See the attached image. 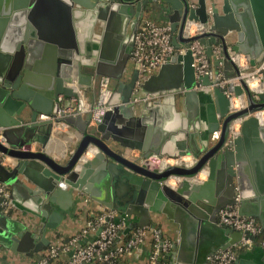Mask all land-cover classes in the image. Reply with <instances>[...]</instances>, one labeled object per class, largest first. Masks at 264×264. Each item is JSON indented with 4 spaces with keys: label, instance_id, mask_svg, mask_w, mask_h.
Listing matches in <instances>:
<instances>
[{
    "label": "water",
    "instance_id": "water-1",
    "mask_svg": "<svg viewBox=\"0 0 264 264\" xmlns=\"http://www.w3.org/2000/svg\"><path fill=\"white\" fill-rule=\"evenodd\" d=\"M25 3L19 5L20 0H15V7L29 5L28 17L33 23H28L30 31H26V34L18 32L13 41L9 42L8 35L6 37L0 33V133L6 142L0 141V148L13 159L8 166L0 162V181L10 186L15 205H18L17 200L23 202L31 210L48 216L50 222L41 228L40 234H36L0 209V242L13 251H23L29 255L46 249L51 240L45 230L56 225L51 223L54 216L50 214L51 202L63 190H67V195L70 196L75 189L89 193L90 183L86 182L90 172L88 168L100 163L97 176L102 181L107 178L112 181L125 180L134 188L127 198L121 199L114 193L111 199H107L103 192L100 197L110 207L139 216L129 228L150 224L153 213H165L168 218L178 220L179 211L188 209L204 227L211 230L209 242L198 239L197 248L194 246L193 249V258H185L183 262L172 261L170 264H210V255L218 249L238 244L236 249L242 248L244 244L264 249L261 245L264 237L263 221V233L252 244L242 243L243 238L249 236L244 231L218 221L219 209L236 202L242 204L240 213L255 214L245 210L247 202L245 203L244 195L247 193L248 183L240 175V167L235 168V164H239L235 156L238 155V144L246 135L248 125L262 120L256 112L264 109V90L258 91V98H255L245 81L242 84L230 81L225 86L216 84L211 89L209 85L213 81L208 79L212 69L201 77L204 86L197 88L198 79L190 50L172 54L158 72L144 77L137 87V68L134 67L129 81L122 78L130 61L138 22L146 13L157 10L158 6L169 12L172 40L176 47L188 44L193 38H200L206 45V52L216 64L223 60L232 63L227 38L233 30L239 31L240 38L241 29L253 12L263 35L260 50L262 55L257 60L263 59L264 0H222L221 3L218 0H30ZM46 9L52 14L57 12L56 17L60 19L62 26L58 35L43 33L40 19ZM7 11L3 14H7ZM13 15V19L21 18L19 12ZM76 16L82 17L87 26L101 30V33H97L101 39L96 62L85 61L83 57L74 61L75 57L85 52L80 44ZM6 18L0 16V23H4ZM187 19L209 24V31L186 37L184 28ZM38 37L55 43L48 48L53 60L52 64L49 63L45 80L32 83L29 71L32 66L29 61L34 56V43ZM237 42L233 44L235 51L240 48L239 39ZM215 43L222 47L223 55L219 58H215L213 54ZM75 66L77 77L73 71ZM85 68L88 71L85 72ZM101 76L118 80L113 88L111 107L103 121L94 124L92 132L83 135L70 159L62 163L47 151L52 122L38 120V109L56 111L59 94L73 97L75 91L68 85V81L76 79L80 86L91 87L96 78ZM218 80L219 76L216 74L214 81ZM262 80L264 86V71ZM227 91H234L237 95L246 91L249 105L230 112ZM206 94L212 98L206 99ZM177 104L181 107L184 105L185 109L178 110ZM160 107H164L166 130L156 139L155 145L148 147V133H137L128 125L137 126L141 120L146 119V110L150 112L153 108ZM140 108L143 109L142 115H134V110ZM244 114L249 115L243 121L242 133L231 145H226L230 120ZM66 119L83 132L90 121L84 119L82 114L70 115ZM219 129L221 134L213 139V133ZM260 129L263 130L264 126ZM112 141L123 146L140 147L146 152L144 157L150 152L174 157L193 153L199 160L191 167L174 165L160 171L129 158L115 149ZM90 144L98 151L89 162L82 163L81 156ZM206 163L210 169L206 182L189 178ZM220 170L223 178L221 192L213 194L210 185ZM172 174L182 175L176 186L166 182V178ZM16 191L22 196L15 197ZM173 245L177 248L176 243ZM235 264H242V261H236Z\"/></svg>",
    "mask_w": 264,
    "mask_h": 264
},
{
    "label": "crops",
    "instance_id": "crops-1",
    "mask_svg": "<svg viewBox=\"0 0 264 264\" xmlns=\"http://www.w3.org/2000/svg\"><path fill=\"white\" fill-rule=\"evenodd\" d=\"M11 1V3H10ZM30 0H20V4L29 2ZM196 2L197 0H193ZM219 3L222 0H218ZM25 3V4H26ZM9 10V12L7 11ZM18 10V11H17ZM7 14H3L4 12ZM30 11L29 5L21 6L20 8L15 7V0H0V16L7 17L4 23H0V33L3 36L8 35L7 41H13L18 32H23L26 34V31H30L28 23L33 24L28 17ZM15 12H19L21 18L16 19L12 18ZM56 12V11H55ZM57 13V12H56ZM49 12V9H46V12L42 13V19H40V25L42 27L43 33L45 35H52L58 33L62 30L60 19L58 20L56 15ZM52 15V16H51ZM51 18H50V17ZM58 16V15H57ZM143 18H151L157 22H169V12L166 8L158 6L157 10H153L144 15ZM249 18V19H248ZM245 26L241 29V35L239 38V31L233 30L227 38L229 43V52L235 51L233 49V44L236 43L239 39L240 48L237 51L244 53L249 56L250 63L252 67L261 64L264 61V57L261 60H257L261 57L260 50H262V38L263 35L260 32L259 26L257 25L256 19L253 15V12L248 16ZM76 24L79 28V37L80 44L83 49V52L80 56L74 58L76 62L78 59L82 58L85 61L96 62L98 59V53L100 48V36H97V33H101V30L98 28H93L92 26H87L86 22L80 16L75 18ZM170 23V22H169ZM2 24V25H1ZM37 41L34 43V56L29 61L30 65V78L32 83H39L45 80L47 76V70L49 68V63L52 62L53 57H50V50L48 49L50 45L54 46V42L42 40L39 37L35 39ZM238 43V42H237ZM220 45L219 43L214 44V48ZM133 50V49H132ZM214 54V49H213ZM49 57L51 59H49ZM218 58V57H215ZM255 61V62H254ZM52 64V63H51ZM55 64V58H54ZM73 66V65H72ZM71 66V67H72ZM134 63L131 59L123 72L122 78L126 81H129L132 72L134 69ZM136 68V67H135ZM160 69L157 68L152 73L158 72ZM238 67L234 61L229 63L228 61H222L219 64H216L213 59L212 72L210 80L215 82L216 74L222 72L224 75L232 77L237 74ZM74 74L77 77V66L74 68ZM88 71L85 68V72ZM150 75V74H149ZM99 77L96 78L94 84L91 87L82 86L85 88L89 97L95 101L98 97L99 86H98ZM117 79L110 77V83H112V90L117 85ZM211 82V83H213ZM210 83V84H211ZM213 87H211L212 89ZM264 90L263 89L261 91ZM64 94V93H63ZM113 95V93H112ZM208 95V94H206ZM255 98H258V94L253 95ZM112 98V97H111ZM212 97L207 96L206 99L210 100ZM72 97L64 95L62 103H70ZM53 103V102H51ZM177 109H185L184 105L182 107L177 104ZM143 109L134 110V115H142ZM40 113H49L46 110L38 109V120ZM146 119L141 120L137 126L133 124L128 125L133 130H136L137 133L147 134L150 136V140L147 144L148 147H151L156 144V139L166 130L165 125L167 124L164 117V107L153 108L145 111ZM204 113V112H203ZM122 115V113H120ZM84 119H89V125L86 128V131L83 132L77 125L69 122V126L65 130L57 129L52 126V132L47 144V151L50 155L56 158L62 163H66L74 150L77 148L79 142L81 141L83 135L86 132H92L94 123L91 121V114L84 113L82 114ZM204 115V114H203ZM205 116V115H204ZM166 123V124H165ZM264 126V120H261L257 123H252L248 125L246 130V135L242 137L240 143L238 144L239 151L235 156L236 162L239 160V164H235V168L240 167V175L245 179L244 181L248 183L247 193L244 195L246 211H250L255 214H244L249 216H254L257 221L263 225L264 222V129L261 130L260 127ZM242 133V132H241ZM115 149L122 151L126 156L131 158H139L145 155L140 147L133 146H123L116 141L111 142ZM97 148L90 144L89 147L84 151L81 156L82 163H87L95 156ZM149 152V150H147ZM157 152H150L147 155ZM168 155V154H167ZM100 163L89 166L88 178L86 179L87 183H90V192L87 193L83 190L75 189L72 193V196L67 195L68 191L63 190L57 195L56 200L51 202L52 209L50 214H53V219L51 223L56 225L53 227H47L46 234L50 240H60L61 238L67 237L71 234H74L82 225L83 213L80 210L82 206V196L89 197L91 206H108L105 204L100 197L102 192L107 195V199H111L113 194L116 193L119 198H127L134 188L129 186L125 180H110L109 178L102 181L98 176V169ZM209 175V173H208ZM205 179H194L199 182H206L209 179V176ZM20 177H23L21 175ZM95 178V180L91 178ZM222 170L219 171V175L214 179L212 185H210L211 192L217 194L221 192L220 188L222 187ZM10 190V195L12 194L11 188L8 185ZM15 197L22 196L19 191L15 192ZM18 195V196H17ZM71 197L73 199H71ZM18 202V205L12 207L9 210H4L11 217L19 220L22 225H25L28 229H31L34 233L40 234L41 228L47 222H50L48 216L40 214V211L31 210L30 207L24 205L23 202ZM85 205V203H84ZM239 210L241 208V203L238 202ZM110 207V206H109ZM2 210V209H1ZM37 211V212H36ZM178 220L170 219L165 213H153L151 225H158L161 227L162 231L169 235L172 239V244L176 243V246L172 245V249L169 255V264L173 261L183 262L186 259L193 258L194 256V246L197 248L198 239H204L207 242L211 240V230L203 226L200 223V220H197V216L188 209L184 212L179 211ZM61 214V216H59ZM139 218L138 215H131V221L135 222ZM263 221V222H262ZM168 225H171L169 227ZM263 227V226H262ZM257 238V237H256ZM243 243V242H242ZM244 244V243H243ZM233 246V247H238ZM150 250V243L146 241L141 247L137 248L130 256L127 258V262L130 264H146L147 255ZM176 250L178 251L177 256ZM264 249L260 246L253 248L252 246H247L244 244L242 248L237 249V258L236 261H242V264H264ZM39 252L29 255L23 251H13L9 247L3 245L0 242V264H27L31 262L34 258L38 256ZM179 258V259H178ZM196 264V262H195Z\"/></svg>",
    "mask_w": 264,
    "mask_h": 264
},
{
    "label": "built area",
    "instance_id": "built-area-1",
    "mask_svg": "<svg viewBox=\"0 0 264 264\" xmlns=\"http://www.w3.org/2000/svg\"><path fill=\"white\" fill-rule=\"evenodd\" d=\"M194 5V4H193ZM209 31V24L195 19H187L184 28L186 37ZM173 30L169 22H157L151 18H143L139 24L134 38V47L131 52V59L138 70L136 87L142 79L157 68H159L175 52L185 53L191 51L193 66L198 79L197 88L204 86L201 77L212 69L213 58L206 52V45L200 38L191 39L188 44H181L178 48L172 40ZM222 47L214 48L215 57H221ZM231 59L238 67V73L229 77L222 72L218 73L219 80L211 83L225 86L232 81L242 84L243 81L250 88L253 95L263 89L264 61L251 66L248 55L230 51ZM255 82L256 85L252 83ZM75 95L70 103H62L64 94H59V106L56 111L40 113L39 118L50 120L52 126L65 130L69 126L67 116L90 113L91 121L98 124L103 121L105 114L111 107L110 100L113 90L110 87V77L101 76L98 80L99 93L95 101L87 94L84 87L80 86L76 79L68 81ZM230 99V112L238 111L249 105L248 93L244 91L237 95L234 91H227ZM249 114L232 118L228 125L225 144L231 145L234 139L241 134L243 121ZM264 120V109L256 112ZM1 128V126H0ZM221 134V129L213 133V139ZM0 141L6 143L0 133ZM131 158V157H129ZM145 163L151 169L164 170L170 166L191 167L197 163L199 157L190 154L170 156L167 154L152 153L142 158H131ZM12 157L0 148V162L6 166L12 164ZM210 169L208 163L190 176L192 179H205ZM182 175H170L166 182L176 186ZM171 179L175 182L172 183ZM238 197V196H237ZM85 203V205H84ZM89 197L82 196V206L79 211L84 215L82 225L74 234L50 241L48 247L39 252L38 256L27 264H130L127 258L133 251L141 247L146 241L150 243V250L147 255L146 264H169V255L172 249V239L166 235L158 225H136L132 223L131 214L109 206H91ZM16 206L13 201L8 184L0 181V209L9 210ZM218 221L221 224L233 226L248 234L243 238V243L252 244L255 238L263 233L262 225L254 216L244 215L239 211L238 202L228 204L218 211ZM264 246V237L261 240ZM237 249L233 246L220 248L210 255V264H235Z\"/></svg>",
    "mask_w": 264,
    "mask_h": 264
},
{
    "label": "bare ground",
    "instance_id": "bare-ground-1",
    "mask_svg": "<svg viewBox=\"0 0 264 264\" xmlns=\"http://www.w3.org/2000/svg\"><path fill=\"white\" fill-rule=\"evenodd\" d=\"M252 84H253V85H256V83H255V82H253ZM171 182H172V183H174V182H175V180H174V179H171Z\"/></svg>",
    "mask_w": 264,
    "mask_h": 264
},
{
    "label": "flooded vegetation",
    "instance_id": "flooded-vegetation-1",
    "mask_svg": "<svg viewBox=\"0 0 264 264\" xmlns=\"http://www.w3.org/2000/svg\"><path fill=\"white\" fill-rule=\"evenodd\" d=\"M142 19H143V18H142ZM142 19L138 22L137 28H138L139 24L141 23Z\"/></svg>",
    "mask_w": 264,
    "mask_h": 264
},
{
    "label": "rangeland",
    "instance_id": "rangeland-1",
    "mask_svg": "<svg viewBox=\"0 0 264 264\" xmlns=\"http://www.w3.org/2000/svg\"><path fill=\"white\" fill-rule=\"evenodd\" d=\"M110 87H112V83H110ZM138 264V263H137ZM141 264V263H140Z\"/></svg>",
    "mask_w": 264,
    "mask_h": 264
}]
</instances>
